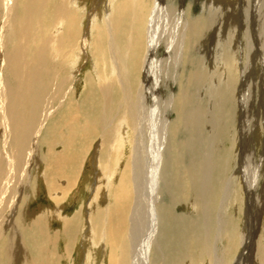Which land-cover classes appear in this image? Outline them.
<instances>
[{
    "label": "bare ground",
    "instance_id": "6f19581e",
    "mask_svg": "<svg viewBox=\"0 0 264 264\" xmlns=\"http://www.w3.org/2000/svg\"><path fill=\"white\" fill-rule=\"evenodd\" d=\"M145 1L115 2V10L109 14L106 23L91 28L93 34L88 44L86 36H81L82 19L78 10L73 8V0H0V264H28L27 259L24 261V248L18 246L20 239L15 243L17 226L21 225L17 212L20 206L23 207L21 195L28 182L26 179H29V170L36 168L34 170L40 171L43 166L41 182L47 196L56 205V218L63 222L62 232L68 237L71 249L80 228L79 213L72 219H61L60 204L77 187L87 158L90 165H102V170L107 173L106 187L102 184L96 194L97 201H94L101 203L103 192L109 187L110 179L115 177L116 169H111V163L123 154L128 130L132 133V148L124 169L120 171L119 183L110 195L111 203L102 212L96 210L92 200L91 222L83 232L93 240L97 239L95 244L98 247L102 243L108 246V264H162L163 258L169 260L170 255L175 257L172 264H178L179 259L191 260L188 245L182 253L178 247L185 237L183 234H188L196 224L181 218L177 221L168 212H171L169 206L159 205L157 180L160 179L159 172L162 173L159 169L164 166L156 165L153 160V163H140L144 155L143 129L147 120L139 105L141 60L147 59L145 54L152 47L151 39L161 34L158 32L161 27L154 28L160 19L157 16L159 0H153L150 8ZM182 42L186 44L185 37ZM8 43H11L9 49L5 48ZM88 45L92 58L100 67V77H87L85 97L78 102L77 92L71 89L75 80L61 65L63 67L66 61L70 63L78 50L86 52ZM54 60L58 62L56 65ZM115 67L121 78L111 81L109 74L114 73ZM153 124L155 127L156 121ZM158 131L154 129L152 143L146 152L147 158L160 164L157 151L162 147V141L156 133ZM35 144L44 148L41 161ZM57 147L61 148L58 152ZM89 150L93 152L92 157H88ZM173 160L171 177L182 180L184 192H188L191 184L199 190L206 185L204 164L184 168ZM201 163L204 162L201 160ZM172 183L174 185L176 181ZM43 217L33 222V227L26 226L22 234L29 262L62 264L57 251V234L52 237L47 233ZM164 223L168 227L166 231ZM224 236L228 248L223 254L227 258L226 255L238 247L241 238L229 225ZM70 249L66 250L68 254ZM255 251L263 264L264 235L257 241ZM152 258L153 262H150Z\"/></svg>",
    "mask_w": 264,
    "mask_h": 264
},
{
    "label": "rangeland",
    "instance_id": "374dc122",
    "mask_svg": "<svg viewBox=\"0 0 264 264\" xmlns=\"http://www.w3.org/2000/svg\"><path fill=\"white\" fill-rule=\"evenodd\" d=\"M73 1V8L78 10L82 19L81 36H86L89 44L93 25L103 24L113 14L114 5L123 0ZM154 1L145 2L150 8ZM157 16L160 19H157L158 24L154 28L158 30L161 27L158 31L161 34L151 39L152 47L145 54L146 61L141 60L139 74V105L147 119L143 129L144 155L140 163L154 161L156 165L164 166L160 167L162 173L159 172L160 179L157 180L159 205L169 206L171 212H168L177 221L178 218L187 219L197 225L188 234H183L185 237L178 247V251L183 252L188 245L191 260L179 259L178 264H262L255 247L264 235V0H159ZM184 37L185 45L182 42ZM10 47L11 43L5 46L7 49ZM69 62L66 61L61 68L75 80L71 89L77 92L80 102L87 90V77L90 75L98 79L100 67L92 58L89 45L86 52L78 50ZM57 63L54 60V64ZM113 71L109 74L111 81L120 77L117 68ZM155 121L156 126L153 127ZM152 127L159 130L156 133L162 141V147L157 151L160 164L147 158L146 151L154 137ZM125 134L127 139L122 147L123 154L111 163V169H116L115 177L110 179L101 203L94 201L100 191L98 189L106 185L107 173L102 170L104 166H96L97 163L90 165L87 158L77 187L60 204L61 219H72L79 213L80 228L71 249L68 237L62 232L63 222L56 218V205L47 196L41 182L43 166L40 171L34 170L36 168L29 170V179H26L28 182L21 195L23 207L20 206L17 212L21 225L17 226L15 243L19 238L18 246L22 250L24 248L23 255L26 257L24 261L31 263L23 231L26 226L33 227L35 221L44 216L47 233L52 237L57 234V251L62 264H108V246L102 243L98 247L95 244L97 239L93 240L84 232L91 222L89 210L92 200L96 210L101 209L102 212L111 203L110 195L119 183L118 177L132 148V133L128 130ZM37 145L35 150L40 160L45 151ZM56 150L58 152L61 148ZM88 154L92 157L93 152L89 150ZM173 159L184 168L204 164L207 169L206 185L199 190L191 184L188 192H184L182 180L171 177ZM95 173L100 174L96 176ZM172 181L176 183L173 185ZM228 225L234 227L241 238V247L235 246L236 251L233 249L234 252L225 258L223 252L227 250L228 242L224 230ZM163 228L168 230L166 223ZM67 248L70 249L69 254ZM163 259L162 264H172L175 257L170 255L169 260Z\"/></svg>",
    "mask_w": 264,
    "mask_h": 264
}]
</instances>
